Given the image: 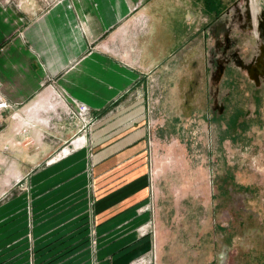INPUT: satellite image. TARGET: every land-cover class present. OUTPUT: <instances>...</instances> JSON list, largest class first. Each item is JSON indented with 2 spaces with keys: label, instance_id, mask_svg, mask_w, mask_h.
<instances>
[{
  "label": "rangeland",
  "instance_id": "374dc122",
  "mask_svg": "<svg viewBox=\"0 0 264 264\" xmlns=\"http://www.w3.org/2000/svg\"><path fill=\"white\" fill-rule=\"evenodd\" d=\"M63 1L0 0V74L12 42ZM116 1L127 15L109 31L119 35L113 48L141 77L105 111L69 100L54 77L33 99L11 103L0 79V261L20 256L17 249L26 245L25 258L36 262L35 228L52 203H37L35 173L84 140L91 148L100 118L138 101L145 107L149 163L157 177L150 203L157 264H264V50L259 55L257 41L243 31L248 0L235 9L234 0ZM212 2L223 11L216 24ZM254 4L264 25V0ZM225 64L256 84V100H248L250 90H236L217 118ZM85 211L91 244L89 202Z\"/></svg>",
  "mask_w": 264,
  "mask_h": 264
},
{
  "label": "crops",
  "instance_id": "0c3cea01",
  "mask_svg": "<svg viewBox=\"0 0 264 264\" xmlns=\"http://www.w3.org/2000/svg\"><path fill=\"white\" fill-rule=\"evenodd\" d=\"M114 2L65 0L27 26L4 55L0 79L7 99L26 103L47 77H54L69 100L77 98L103 112L135 87L140 71L116 54L113 42L119 35L109 34L127 15ZM144 108L133 101L116 115L102 116L91 148L84 140L35 173L37 203L47 198L52 203L51 213L35 228V264H157L159 239L150 211L157 177L149 163ZM25 246L17 249L23 254L0 264H29Z\"/></svg>",
  "mask_w": 264,
  "mask_h": 264
},
{
  "label": "flooded vegetation",
  "instance_id": "af4514ba",
  "mask_svg": "<svg viewBox=\"0 0 264 264\" xmlns=\"http://www.w3.org/2000/svg\"><path fill=\"white\" fill-rule=\"evenodd\" d=\"M239 2H241V0L233 1L232 3L233 9H235L238 6ZM209 5L213 9L212 12L216 13V17H215L216 18L215 24H216L221 20V14L223 13V11H221L219 3L212 2ZM245 6H246L245 7L246 21L244 22V25L242 26L244 29L243 31L248 33L249 36L251 35L250 38H253L255 42L257 41L259 55H260L263 52L262 50H264V49H261L264 46V45L262 46L263 40H264V32H263L262 26L259 25L258 21H256V18L259 16V21H260V17L262 16V13L260 12L261 8L258 6V4H254V7L256 8V10H253V8L251 7L252 4L250 0ZM259 44L261 48L259 47ZM247 53L249 57H252V49H247ZM243 83H246L245 88L242 87ZM251 86H252V89H251ZM255 87H256V84L251 82L246 74L235 70V68L232 67L230 64H225L224 70H223V76L221 80V86L218 91L220 94L221 100L223 102V110L220 114L218 113L217 110H215L214 114L216 115V117L217 118L221 117L227 111L229 107V102L232 100L234 92L236 90L244 92V93H246L245 91H247V89L250 90L247 96L249 100L251 97L255 98V95H254L255 93H253L252 91L253 89L255 90ZM245 114H246V110H245L244 116ZM244 116L239 117V120L242 121V118Z\"/></svg>",
  "mask_w": 264,
  "mask_h": 264
},
{
  "label": "bare ground",
  "instance_id": "6f19581e",
  "mask_svg": "<svg viewBox=\"0 0 264 264\" xmlns=\"http://www.w3.org/2000/svg\"><path fill=\"white\" fill-rule=\"evenodd\" d=\"M250 2H251V4H252V8H253V10L254 9H256L255 7H254V0H250ZM257 7V6H256ZM256 21H258V23H259V25L260 26H262V29H263V32H264V25L262 24V23H260V21H259V16L256 18ZM264 45V40H263V44H262V46Z\"/></svg>",
  "mask_w": 264,
  "mask_h": 264
},
{
  "label": "water",
  "instance_id": "95a60500",
  "mask_svg": "<svg viewBox=\"0 0 264 264\" xmlns=\"http://www.w3.org/2000/svg\"><path fill=\"white\" fill-rule=\"evenodd\" d=\"M249 1V0H248ZM263 49H264V46H263Z\"/></svg>",
  "mask_w": 264,
  "mask_h": 264
}]
</instances>
